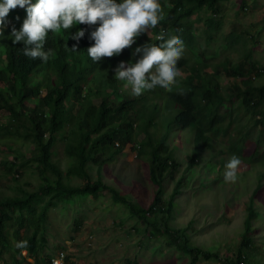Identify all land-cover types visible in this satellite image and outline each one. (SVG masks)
<instances>
[{
    "label": "trees",
    "instance_id": "1",
    "mask_svg": "<svg viewBox=\"0 0 264 264\" xmlns=\"http://www.w3.org/2000/svg\"><path fill=\"white\" fill-rule=\"evenodd\" d=\"M224 1L160 0L162 19L155 29H151L153 38L142 33L132 46L159 43L155 37L162 32L166 35L178 33L184 48L192 49L196 36L192 32L193 21L187 20L202 7L210 15L204 19L203 31L207 41H210L212 35L222 27V19L215 18L220 14ZM23 19L24 16L15 7L9 10L0 24V112L6 113L3 122H0V147L12 153L15 145L27 143L32 150L28 157L23 153L15 156V159L19 158L18 165L8 161V156L1 155L0 150V178L18 174L20 169L29 167L36 170L43 185L37 191H27L22 195H0V260L8 253L14 259V264H49L50 259L41 254L46 244L44 234L48 210L77 197L96 198L102 190L108 191L114 202L127 205L131 215L141 221L147 222L146 215L153 213V210L170 213L174 206L173 196L181 186V181H178L165 207L160 198L161 185L165 174L178 166L165 143L171 126L181 130L191 127L195 148L199 149L200 145L213 148V137H218L232 125V110L225 106L235 95H241V103L247 112L253 115L260 113V124L264 123V85L253 86L254 63L245 69L248 57L236 63L232 69H225L228 77L241 80V83H234L224 91L217 83L209 85L207 76L199 73V70L196 72V68L207 66L206 60L191 67L190 59L181 57L177 61L179 70L186 68L193 71L181 87L153 89L137 99L119 93L118 80L114 79L113 69L117 63L130 59L129 46L122 49L118 56L103 57L94 62L86 53L91 44L88 26L79 24L68 30L74 32L76 28H85V35L78 42L66 35L67 30L49 32L44 47L51 48L52 53L47 61L42 62L39 58L24 56L22 43L13 44L10 38L11 29L18 30ZM160 27H165L164 31H160ZM74 44L75 51L72 50ZM227 45H231L230 40ZM214 69L213 66L212 71ZM97 76L100 77L98 82L95 81ZM36 84L43 85L46 91L44 96H34L33 87ZM84 85L88 87L82 91ZM228 90L232 93L226 92ZM157 100L165 104L171 116L164 135L158 139L149 131L155 123ZM137 106L139 109H136ZM135 126L140 132L134 131ZM139 134L143 138L135 142ZM128 143L136 146V158L146 160L148 180L156 187L154 200L147 209L133 204L116 189L104 184L100 177L92 181L89 174V166L93 165L100 175L102 168L116 159V154L109 152V149L124 148ZM235 145L230 144L228 151L239 155L241 150ZM59 149L63 154L65 169L56 159ZM197 157L193 151L188 157L190 166L195 164ZM46 169L52 175L46 173ZM71 178L82 180V186H73ZM44 198L47 200L43 202ZM254 216L250 207L241 235V249L249 246L250 220ZM164 231L172 234L170 238L174 245L189 254L192 262L196 261L201 249L180 245L177 239L182 235L180 230L167 227ZM18 240H27L25 249L15 247L14 243ZM241 249L236 253L233 264H245ZM22 251H26L32 263L21 256ZM15 253L19 259H15ZM204 256L209 258L207 254Z\"/></svg>",
    "mask_w": 264,
    "mask_h": 264
},
{
    "label": "rangeland",
    "instance_id": "2",
    "mask_svg": "<svg viewBox=\"0 0 264 264\" xmlns=\"http://www.w3.org/2000/svg\"><path fill=\"white\" fill-rule=\"evenodd\" d=\"M209 16L207 9L202 7L187 20L193 21L192 32L196 40L192 49H183L181 57L190 59L191 67L206 60L207 66L196 68V72L199 70V73L205 74L209 85L217 83L221 91L234 83H241V80L228 77L225 69H232L248 57L245 69L254 63L253 86L264 85V0L222 2L220 14L215 18L222 19V27L207 41L203 31L204 19ZM164 29L160 27V31ZM147 34L153 38L151 29ZM228 40L231 45H227ZM129 47L131 50L135 48L132 45ZM213 66L215 69L212 71ZM192 73L186 68L179 70L177 84L171 89L181 87ZM99 78L97 76L95 81L98 82ZM117 86L119 93L137 99L147 93L131 95L129 88L120 80ZM87 87L82 86V91ZM226 92L232 93L229 90ZM241 101V95H235L226 103V109L232 110V125L218 137H213V148L203 145L195 148L191 127L181 130L171 126L165 143L178 166L165 174L161 185L160 198L165 207L178 181H181V186L173 196L174 206L170 213L153 210L146 215L147 222L141 221L131 215L127 205L114 202L110 193L104 190L96 198L77 197L68 203L61 202L47 212L46 244L41 251L42 256L51 259L62 251L79 264H233L236 253L241 249V235L251 207L255 216L250 220L249 246L241 250L245 264H264V123L260 124V113L253 115L247 112ZM157 104L155 123L149 131L158 139L164 135L171 116L163 102L157 100ZM146 107L151 110V107ZM5 115V112H0V122ZM134 131L140 132L138 126L134 127ZM142 138L143 135L139 134L135 142ZM232 143H236V148L241 150L238 155L241 164L237 168L236 179L226 182L223 166L232 155L228 151ZM135 149L136 146L131 143L124 148H110L109 152L116 154L115 161L105 165L100 175L93 165L88 170L92 181L100 177L104 184L116 189L133 204L147 209L154 200L156 187L148 180L146 160L136 158ZM0 150L1 155L8 156V161L18 165L19 158L15 159V156L23 153L28 157L32 147L22 143L15 145L12 153L4 147ZM193 151L198 157L190 166L188 157ZM57 154L55 158L65 169L61 149ZM45 172L51 174L48 169ZM40 178L36 170L29 167L20 169L18 174L1 176L0 195L37 191L43 185ZM70 183L82 186L83 181L71 178ZM46 200L44 198L43 202ZM166 226L182 232L183 236L177 237L180 245L202 250L195 262L174 245L170 238L172 234L164 231ZM13 255L19 259L17 253ZM21 256L29 263L33 262L26 251H22ZM13 260L6 253L0 264H14Z\"/></svg>",
    "mask_w": 264,
    "mask_h": 264
},
{
    "label": "clouds",
    "instance_id": "3",
    "mask_svg": "<svg viewBox=\"0 0 264 264\" xmlns=\"http://www.w3.org/2000/svg\"><path fill=\"white\" fill-rule=\"evenodd\" d=\"M15 7L24 19L18 30L11 29L10 38L13 44L22 43L24 56L39 58L42 62L52 53L51 48L44 47L49 32L67 30L66 35L78 42L84 37L85 28L68 30L79 24L87 25L91 44L86 53L96 62L103 57L118 56L142 33L155 29L162 19L160 0H0V24ZM155 39L159 43L137 45L131 50L130 59L119 61L113 69L114 79L123 81L131 95L139 96L153 89L170 90L177 84V61L183 55V40L178 33L162 32ZM75 49L74 44L72 50ZM33 94L44 96L43 85H34ZM240 164L236 154L225 161L223 179L226 182L236 179ZM26 246L27 240L15 242L17 249L23 250Z\"/></svg>",
    "mask_w": 264,
    "mask_h": 264
},
{
    "label": "built area",
    "instance_id": "4",
    "mask_svg": "<svg viewBox=\"0 0 264 264\" xmlns=\"http://www.w3.org/2000/svg\"><path fill=\"white\" fill-rule=\"evenodd\" d=\"M49 264H79V263L74 259L68 258V255L61 251L50 259Z\"/></svg>",
    "mask_w": 264,
    "mask_h": 264
}]
</instances>
